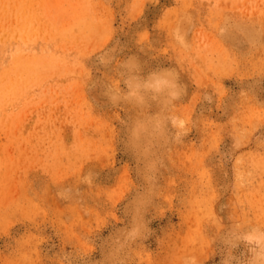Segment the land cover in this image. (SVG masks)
Returning a JSON list of instances; mask_svg holds the SVG:
<instances>
[{
    "label": "rangeland",
    "instance_id": "1",
    "mask_svg": "<svg viewBox=\"0 0 264 264\" xmlns=\"http://www.w3.org/2000/svg\"><path fill=\"white\" fill-rule=\"evenodd\" d=\"M0 3V264H220L264 228V0ZM129 57L178 74L180 141Z\"/></svg>",
    "mask_w": 264,
    "mask_h": 264
},
{
    "label": "clouds",
    "instance_id": "2",
    "mask_svg": "<svg viewBox=\"0 0 264 264\" xmlns=\"http://www.w3.org/2000/svg\"><path fill=\"white\" fill-rule=\"evenodd\" d=\"M175 40L181 45L185 44V36L181 34L180 27H176L173 30ZM127 75L123 80L124 85L127 87L128 92L124 94L125 99L135 100L136 102L143 104L145 97L144 92H151L152 99L157 100L164 98V104L161 111L155 114L151 121V132L159 135L166 136L169 132V125L172 129H175V140L180 141L183 136L188 134L189 122L183 116L171 114L167 111L168 106L172 105L174 101H177L184 94V87L178 83L179 76L172 69L162 68L158 71H153L146 79L134 75L140 69V65L135 57H129L122 63ZM109 91L114 89L111 87ZM110 98L115 99V96ZM205 99H210L207 95ZM149 130V126L140 122L134 128V135H139L141 132ZM87 179V178H86ZM241 225L235 224L232 230L226 235L223 243L227 248V255L220 261V264H264V228L252 227L248 231H240ZM132 237L136 236V230H130ZM243 242L247 246V250L250 253L248 259L241 260L232 255V250L239 246V243ZM184 264H198L197 257L191 256L185 259Z\"/></svg>",
    "mask_w": 264,
    "mask_h": 264
},
{
    "label": "bare ground",
    "instance_id": "3",
    "mask_svg": "<svg viewBox=\"0 0 264 264\" xmlns=\"http://www.w3.org/2000/svg\"><path fill=\"white\" fill-rule=\"evenodd\" d=\"M1 4V3H0ZM15 59V58H14ZM38 64V63H37ZM40 64V63H39ZM38 66V65H37ZM23 67H25V66H23ZM14 68V67H13ZM33 68V67H32Z\"/></svg>",
    "mask_w": 264,
    "mask_h": 264
}]
</instances>
